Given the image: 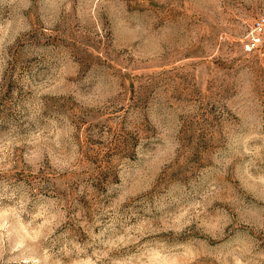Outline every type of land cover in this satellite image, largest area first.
I'll list each match as a JSON object with an SVG mask.
<instances>
[{
	"label": "rangeland",
	"instance_id": "374dc122",
	"mask_svg": "<svg viewBox=\"0 0 264 264\" xmlns=\"http://www.w3.org/2000/svg\"><path fill=\"white\" fill-rule=\"evenodd\" d=\"M0 264H264V0H0Z\"/></svg>",
	"mask_w": 264,
	"mask_h": 264
},
{
	"label": "built area",
	"instance_id": "2783aa9c",
	"mask_svg": "<svg viewBox=\"0 0 264 264\" xmlns=\"http://www.w3.org/2000/svg\"><path fill=\"white\" fill-rule=\"evenodd\" d=\"M253 32L257 35L262 32V23H256L253 27Z\"/></svg>",
	"mask_w": 264,
	"mask_h": 264
}]
</instances>
